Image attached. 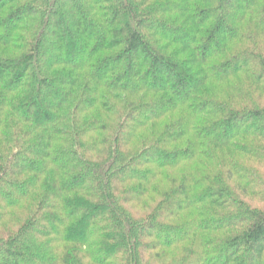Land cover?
<instances>
[{
  "label": "trees",
  "instance_id": "1",
  "mask_svg": "<svg viewBox=\"0 0 264 264\" xmlns=\"http://www.w3.org/2000/svg\"><path fill=\"white\" fill-rule=\"evenodd\" d=\"M0 264H264V0H0Z\"/></svg>",
  "mask_w": 264,
  "mask_h": 264
}]
</instances>
